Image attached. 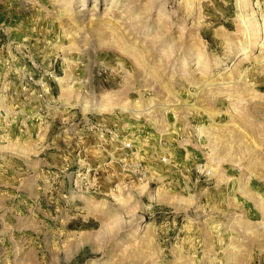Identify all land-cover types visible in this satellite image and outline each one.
Segmentation results:
<instances>
[{
	"label": "rangeland",
	"instance_id": "rangeland-1",
	"mask_svg": "<svg viewBox=\"0 0 264 264\" xmlns=\"http://www.w3.org/2000/svg\"><path fill=\"white\" fill-rule=\"evenodd\" d=\"M95 1L0 0V264H264V35L238 58L240 0H122V44Z\"/></svg>",
	"mask_w": 264,
	"mask_h": 264
},
{
	"label": "bare ground",
	"instance_id": "bare-ground-1",
	"mask_svg": "<svg viewBox=\"0 0 264 264\" xmlns=\"http://www.w3.org/2000/svg\"><path fill=\"white\" fill-rule=\"evenodd\" d=\"M57 1H62V0H57ZM81 1H83L84 2V4L83 5H86V1L87 0H81ZM120 1L122 2V0H110V7H107V8H105L104 9V11H103V14L101 15L100 14V16H99V13H96V14H92V17L91 18H89V17H87V20L89 19L90 20V22L93 20V19H95L96 18V20H101V22L102 21H105L106 22V24L107 25H104V26H107L108 28H110L111 30V32L110 33H113V35L115 36V37H117V39H119L118 41L120 42V43H122L123 44V37H121V36H119V34H118V27H117V23H118V21L116 20V18H115V14L113 13V12H111V10H113V7L112 6H118L119 4H120ZM64 2H65V5H64V7L62 8V9H60L58 12H57V16L60 18V19H65L66 21H68L70 24H72V25H74V27L77 25V21H78V19L76 20V17H75V15L71 12V7H72V3H73V0H64ZM96 2V5L95 6H97V5H99V0H96L95 1ZM130 2H131V0H130ZM198 2L200 3V0H194L193 1V3L191 4L190 3V7H189V11H190V13L191 14H193L194 12H196L197 11V7L200 5H198ZM251 5V2H250V0H240V14H239V18H240V20L242 21V24H243V26L242 27H244L243 28V31H242V33H244L243 35H246L245 36V39H248V40H250V41H247L246 43H248L249 44V42H251L249 45H245V46H243V45H240V48L238 49V58H241L242 56H244V55H247V54H249L252 50H254V48H256V46H257V43H252V41H254V40H252L251 41V39L253 38V36H258L260 33H262L263 35H264V23L262 22H259L258 20H257V16H254L253 14L251 15V14H248V11L247 10H251L249 7H251L250 6ZM187 7V6H186ZM132 8V7H131ZM163 5L159 8V14L160 13H163ZM99 9V8H98ZM98 9H96V10H98ZM81 11H84V8L81 10ZM81 11H79V13H81ZM197 13V12H196ZM253 13H255V12H253ZM84 14L85 13H83L82 15H81V17L82 16H84ZM135 15H138V14H135ZM62 16H64V17H62ZM260 16V15H259ZM263 16V15H262ZM122 17V16H121ZM139 17H140V15H138L137 17H136V19H139ZM168 17V16H167ZM263 19H261L262 21H264V17H262ZM119 19V18H118ZM134 19V18H133ZM88 20V21H89ZM65 21V22H66ZM104 22V23H105ZM161 22V21H160ZM159 22V23H160ZM121 23V22H120ZM121 24H119V27L121 28ZM163 26H164V24H163ZM71 28V27H70ZM74 29V28H73ZM98 29V28H97ZM107 29V28H106ZM122 30V29H121ZM70 32V31H69ZM69 32H67L66 34H69ZM80 33V32H79ZM78 34V33H77ZM76 34L74 33V36H75ZM261 35V34H260ZM66 36V35H65ZM262 37V36H261ZM75 38V37H74ZM257 39V38H256ZM262 39H264L263 37H262ZM76 40V39H75ZM261 40V39H260ZM256 41V40H255ZM262 41V40H261ZM257 42V41H256ZM245 43V44H246ZM126 44V43H125ZM73 46H75L74 45V43H73ZM233 46V45H232ZM173 44H171V45H169V43L167 44V47H165L164 49H163V55H169V54H171V52H172V50H173ZM190 47V46H189ZM261 48H259L260 49V51H263L264 52V44L262 45V46H260ZM202 49V48H201ZM201 49H199V50H195V51H193L192 52V55L191 56H185V58L183 59V61H182V63H183V70L184 69H187L189 66L191 67V66H195V65H197V70L198 69H200L201 67H204V70H205V68H209L211 65H210V63L212 64L213 62H209L210 60H207L208 58H206L205 57V53L203 52V50H201ZM134 51V50H133ZM205 51V50H204ZM135 52H137L136 50H135ZM262 52V53H263ZM137 54V53H136ZM135 54V55H136ZM264 54V53H263ZM261 55V54H260ZM138 57H140L141 56V54L139 53L138 55H137ZM142 57H143V55H142ZM184 57V56H183ZM235 58V57H234ZM264 58V55L263 56H257L256 57V60L259 62V61H261L262 59ZM138 59H140V58H138ZM231 60V59H230ZM225 61V60H224ZM243 61V60H242ZM140 62H142V61H140ZM194 62V63H193ZM240 62V61H239ZM263 62V61H262ZM143 64V63H142ZM214 65V64H213ZM217 66H219V64L216 62L215 63V67H217ZM210 69V68H209ZM233 69V68H232ZM188 70V69H187ZM196 70V72H195V74L197 75L198 74V71H199V74H201V76H203V77H206V74H205V72L202 70V69H200V70H198L197 71ZM202 70V71H201ZM231 70V69H230ZM241 70V69H240ZM233 71V70H232ZM238 72H240V71H238ZM233 73H235V72H232L231 74H229L228 76H230V78H231V80H234V78H233ZM188 74V73H187ZM194 74V78H195V80L197 81V83H199L200 84V82H203L202 84V86H206V88H208V87H210V88H212L213 86H215V84H216V82H215V79L214 80H211V79H209V78H206L205 80L204 79H202V78H200L199 76H196ZM236 74V73H235ZM239 74H241V73H239ZM238 74V75H239ZM189 75V74H188ZM191 75V74H190ZM192 75H193V73H192ZM196 76V77H195ZM208 76H210V75H208ZM187 77V76H186ZM221 77V76H220ZM225 77V76H224ZM241 77V76H240ZM212 78V77H211ZM188 79H189V76H188ZM60 81L62 80V79H59ZM216 80H218V79H216ZM223 80V79H222ZM237 80V79H236ZM190 82H192V81H190ZM195 83V82H194ZM191 84V83H190ZM237 84V83H236ZM228 85H230V84H228ZM227 86V85H226ZM64 87V86H63ZM200 87V86H199ZM229 87V86H228ZM214 88V87H213ZM215 88H216V86H215ZM217 88H219V86H217ZM229 88H231V87H229ZM243 88V87H242ZM241 88V89H242ZM64 89V88H63ZM205 89V88H204ZM203 90V89H202ZM213 90V89H212ZM216 90V89H215ZM238 90V89H237ZM214 91V90H213ZM220 93H222V92H220ZM195 95V94H194ZM213 96V95H212ZM215 97V96H214ZM238 105V104H237ZM81 107L85 110V111H88V110H94V111H99V112H102V111H105L106 109H107V107L106 106H104V105H87V104H81ZM90 108H92V109H90ZM120 108H123L125 111H127L128 112V110L129 111H131V112H134L135 113V115L137 116V117H139V116H141L142 114H145L143 111H139V109L138 110H134V109H131L130 107H128L127 105H123V106H121ZM151 113V112H150ZM150 113H148V114H150Z\"/></svg>",
	"mask_w": 264,
	"mask_h": 264
},
{
	"label": "built area",
	"instance_id": "built-area-1",
	"mask_svg": "<svg viewBox=\"0 0 264 264\" xmlns=\"http://www.w3.org/2000/svg\"><path fill=\"white\" fill-rule=\"evenodd\" d=\"M131 148H132V144H131L130 142H128L127 144L125 143V144L123 145V147H122L123 150H131ZM125 160H126V159H125ZM163 161L166 162L167 159L164 158Z\"/></svg>",
	"mask_w": 264,
	"mask_h": 264
}]
</instances>
